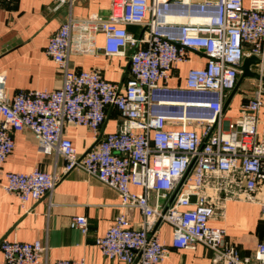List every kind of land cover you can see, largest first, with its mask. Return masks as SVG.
I'll list each match as a JSON object with an SVG mask.
<instances>
[{
    "label": "built area",
    "instance_id": "obj_1",
    "mask_svg": "<svg viewBox=\"0 0 264 264\" xmlns=\"http://www.w3.org/2000/svg\"><path fill=\"white\" fill-rule=\"evenodd\" d=\"M15 0H0L13 2ZM72 0H56L57 6ZM129 25L139 27L138 31ZM105 35L104 44L97 35ZM130 54L124 83L105 78L100 68L76 69L73 54ZM205 65L189 69L184 84H171L190 52ZM46 53L56 62L62 84L52 90H7L0 72V175L3 187L26 207L48 196L71 171L81 170L114 188L121 210L96 244L103 255L123 264H163L170 248L162 223L173 229V245L211 250L215 264H264V240L243 254L214 218L232 184L239 198L256 201L264 216V129L259 128L264 81L241 101L230 119L224 105L236 87L245 57L264 76V0H112L104 17L70 15L50 37ZM120 112L116 130L103 133L108 110ZM69 124L93 132L95 143L80 153L67 136ZM29 130L40 153L64 159L52 170H6L15 134ZM143 188L132 191L131 185ZM139 209L133 224L127 210ZM72 228L86 234L89 220L73 216ZM4 264H86L83 259L49 261L50 245L39 239L0 240Z\"/></svg>",
    "mask_w": 264,
    "mask_h": 264
},
{
    "label": "crops",
    "instance_id": "obj_2",
    "mask_svg": "<svg viewBox=\"0 0 264 264\" xmlns=\"http://www.w3.org/2000/svg\"><path fill=\"white\" fill-rule=\"evenodd\" d=\"M112 0H72L57 6L56 0H15L0 2V72L7 76V90L14 94L22 89H55L62 84V75L56 62L46 53L50 37L70 16L85 18L91 14L108 16ZM138 31L135 25L128 26ZM97 43L104 44L105 35H97ZM108 56L106 54H73L71 64L76 69L100 68L106 79L124 83L130 75V54ZM206 58L198 51L190 52V60L178 66L171 84H184L192 67H202ZM253 79L256 87L258 79ZM241 86V85H240ZM238 88L236 94L241 90ZM254 91V89H253ZM241 92L233 97L225 114L235 119L240 114V105L245 95ZM120 122V112L116 108L108 110L103 124V133L116 130ZM259 128L264 129V104L260 112ZM67 136L72 139L80 153L94 143L91 130L82 125L69 124ZM64 164V159L38 151L31 131L23 130L15 134V148L7 157L6 170L29 172L36 167L52 170ZM5 176L0 175V240L4 236L21 241L41 240L50 245L49 261L57 259H85L86 264H123L103 255L96 239L106 233L115 216L122 209L117 191L102 183L95 176L81 170H73L56 186L51 200L43 196L30 200L26 207L18 196L6 192L3 187ZM132 191L141 193L143 188L131 185ZM132 223L142 220L139 209L127 210ZM85 215L89 220V230L83 234L70 226L73 216ZM211 225L226 228L229 238L243 254L252 253L257 243L264 240V216L258 202L233 195L225 201ZM162 237L170 248L169 256L163 264H215L211 250L198 244L195 248H177L173 245V229L162 223ZM0 264H4V254L0 248Z\"/></svg>",
    "mask_w": 264,
    "mask_h": 264
},
{
    "label": "water",
    "instance_id": "obj_3",
    "mask_svg": "<svg viewBox=\"0 0 264 264\" xmlns=\"http://www.w3.org/2000/svg\"><path fill=\"white\" fill-rule=\"evenodd\" d=\"M259 62H260L259 58L255 55L245 57L244 62L241 66L242 72H241L240 77L238 79L237 85L230 92V94H229V96L225 102L224 109L227 108V106L229 105V103L231 102L233 97L235 96V94H236L239 86L241 85L242 81L244 80V78L252 77V78H256V79H262L264 81V76H261V74L259 72H257L256 70H253L251 68V66L253 64H257Z\"/></svg>",
    "mask_w": 264,
    "mask_h": 264
},
{
    "label": "rangeland",
    "instance_id": "obj_4",
    "mask_svg": "<svg viewBox=\"0 0 264 264\" xmlns=\"http://www.w3.org/2000/svg\"><path fill=\"white\" fill-rule=\"evenodd\" d=\"M253 79H251V78H244V80L242 81V83H241V86H240V88H241V90L238 92V95H240L241 96V92L242 91H244V93L246 94V92L248 91V92H252L253 91V89L255 88L254 86H253ZM237 95V94H236ZM237 95V96H238ZM232 190H234V193H236V194H232V193H230L229 195H233V196H236V197H238V193L240 192V185L238 184V183H236V184H232Z\"/></svg>",
    "mask_w": 264,
    "mask_h": 264
}]
</instances>
